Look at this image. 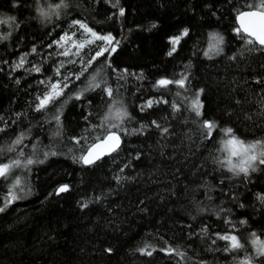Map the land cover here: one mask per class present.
<instances>
[{"label": "trees", "instance_id": "trees-1", "mask_svg": "<svg viewBox=\"0 0 264 264\" xmlns=\"http://www.w3.org/2000/svg\"><path fill=\"white\" fill-rule=\"evenodd\" d=\"M259 2L0 0V164L19 161L0 177V264H264L252 244L264 241V164L235 173L221 150L227 128L264 142V50L234 31L237 12ZM80 24L116 50L92 60L96 41L64 55L61 38L79 41ZM213 33L223 43L206 56ZM93 78L100 87L89 89ZM53 83L62 95L38 111ZM109 132L120 148L84 166L79 157ZM223 235L242 247L227 250Z\"/></svg>", "mask_w": 264, "mask_h": 264}, {"label": "snow or ice", "instance_id": "snow-or-ice-1", "mask_svg": "<svg viewBox=\"0 0 264 264\" xmlns=\"http://www.w3.org/2000/svg\"><path fill=\"white\" fill-rule=\"evenodd\" d=\"M119 0H116V3H114L113 7H118ZM59 7V5H57ZM249 11H238L236 20L239 23V27L235 28L234 31L236 35L241 39L244 40L247 45H259L260 50H264V0H260L259 4H250L248 5ZM44 15V13H41ZM124 9H119V15L124 16ZM14 19V18H12ZM3 20H0V23H3ZM79 23V22H76ZM80 28L84 29L85 32L91 33L92 37L95 40L104 41L108 47H102L100 51L96 53V56L92 57L91 59L94 60L96 57H99L103 55L105 52H114L116 50L115 47H112V44L114 42V38L111 35H97L95 32H92L91 29L87 27L85 24H80ZM155 27V25H153ZM188 35V30L184 29L181 35L172 37L170 40V44L172 45L171 50L168 52V55L171 56L176 51V45L179 44L180 40ZM245 36L248 38L245 39ZM62 40H70V37H62ZM85 43H92L91 40L85 41ZM116 44L119 43V41H115ZM223 43V37L218 34H210V44H209V50L205 52L206 56H209V53L213 52H219L220 51V45ZM74 47L77 49V54L79 53V50L84 47L83 43L80 44H74ZM257 50L255 48L249 49V51ZM67 51L64 53V55H67ZM91 63V60L89 61V64ZM36 71H39V69H35ZM58 71V70H57ZM67 79V77L65 78ZM77 79H79V76H77ZM259 82V81H258ZM175 83L179 87H184V79H180L177 81H171L167 79H161L156 82L158 87H167L169 84ZM64 87H67L66 84H64ZM100 84L95 82V78H93L92 81L89 82L88 88L94 89L99 88ZM104 92L109 96L112 97V89L105 87ZM63 89L61 88V85L59 83H53L50 86V91L46 93L42 98H40V103L37 106V110H41L47 106L49 102H52L56 97L62 95ZM202 91V90H201ZM199 96V93L197 94ZM76 99L80 98V95L77 94ZM152 101H148L147 105L145 107H151ZM175 108V105H173ZM192 108L195 111L196 115L199 117L201 115L200 109L202 108V105L197 98L192 103ZM109 111H112V108H109ZM127 113L123 112L120 109H117L114 114V118L120 119L126 116ZM57 121L59 120V116L55 117ZM108 117H105V120H107ZM154 124H156L155 121H153ZM112 127H118V125H112ZM143 127V126H142ZM156 127H160L158 124H156ZM203 129L206 130V135L208 137L212 136L213 130L216 128L215 122L207 121L205 120L202 124ZM2 131V129H0ZM224 135L226 137H229V139L222 141V151H226L228 153V164L230 165L229 171L235 172V173H244L245 175L248 174L249 169L252 171H255V168L253 167L254 162L259 160V163L264 164V150L260 151L259 154L256 153L257 148L264 149V142L257 141L255 143H245L244 141L240 140L238 137L233 135V130L231 128L223 129ZM163 132H167V128L163 129ZM23 134L21 136L17 137V139L13 142L17 145H19L23 140ZM77 143L79 141H76ZM120 145V137L113 132H109L103 139L97 140V142L93 143L88 151L87 155H82L79 157V160L86 164L90 165L96 162V160H99L103 155H107L110 152L115 151L117 148H119ZM56 153H52V155H55ZM48 155L47 153L45 154ZM232 157H237L240 160L239 164H233L232 163ZM42 162V161H41ZM28 164H32L33 161L29 159L27 161ZM13 165H19V161H13L12 164H0V177H6L8 173L10 172ZM19 184V181L16 182ZM68 191V185H62L56 190V194L59 195L60 193H64ZM11 193V190H10ZM12 199H16V197L13 195L11 197ZM262 201H264V196L260 197ZM11 201H9L10 203ZM83 207H87V204H84ZM3 208H0V211H3ZM241 223H244V221H241ZM253 236H255V233H253ZM221 240H225L229 242V248L227 250H234L239 249L242 247L240 241L236 236H229V235H223L218 237ZM254 245H258V254L264 255V241H260L259 239H254L253 241ZM106 251L111 252V249H106ZM142 254L151 255V252H145L144 249H140ZM171 251V250H169Z\"/></svg>", "mask_w": 264, "mask_h": 264}, {"label": "rangeland", "instance_id": "rangeland-1", "mask_svg": "<svg viewBox=\"0 0 264 264\" xmlns=\"http://www.w3.org/2000/svg\"><path fill=\"white\" fill-rule=\"evenodd\" d=\"M79 29H80V31H81V35H82V38H81L79 41H78V40L76 39V37H74L73 35L64 36V37H70V38H71L70 40H62V39H61V43H62V45L65 46V49H66L65 51L70 52V51L76 49V47H74V44H80V43H83L84 46H85V45L89 44V43H85V41H88V40H91L92 42H96V41L99 42L100 45H101V47H108V45H106L104 41L95 40V39L92 37L91 33H89V32H85L84 29L80 28V26H79ZM104 36H106V35H104ZM76 50H77V49H76ZM49 91H50V89H49ZM227 159H228V153H227ZM232 163H233V164H239V163H240L239 158H237V157H232ZM260 241H261V240H260ZM252 244H253V243H252ZM253 247H254L255 252L258 254V247H259V246L253 244Z\"/></svg>", "mask_w": 264, "mask_h": 264}, {"label": "water", "instance_id": "water-1", "mask_svg": "<svg viewBox=\"0 0 264 264\" xmlns=\"http://www.w3.org/2000/svg\"><path fill=\"white\" fill-rule=\"evenodd\" d=\"M244 11H249V10H244ZM235 23H236V26L237 27H239V23L237 22V20H236V18H235ZM247 37V36H246ZM248 38V37H247ZM257 46H259L258 44H257ZM113 133H116V132H113ZM108 134V133H107ZM106 134V135H107ZM119 137H120V135L118 134V133H116ZM105 135V136H106ZM104 136V137H105ZM103 137V138H104ZM102 138V139H103ZM120 146H121V137H120V145H119V148H120ZM119 148H117L115 151H113V152H110L109 154H107V155H103L99 160H96V162H98V161H100V160H102V159H105V158H107V157H109V156H111L113 153H115ZM89 149V148H88ZM88 149H87V151H88ZM87 151L84 153V155H87ZM95 162V163H96ZM95 163H93V164H95ZM84 166H90V165H93V164H90V165H86V164H84V163H82Z\"/></svg>", "mask_w": 264, "mask_h": 264}]
</instances>
